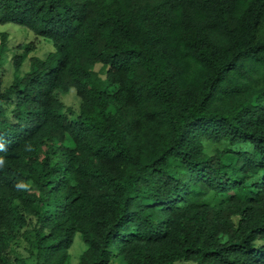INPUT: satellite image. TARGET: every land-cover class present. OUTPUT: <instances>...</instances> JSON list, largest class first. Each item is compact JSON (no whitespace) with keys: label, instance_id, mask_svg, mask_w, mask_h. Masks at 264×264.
Wrapping results in <instances>:
<instances>
[{"label":"trees","instance_id":"trees-1","mask_svg":"<svg viewBox=\"0 0 264 264\" xmlns=\"http://www.w3.org/2000/svg\"><path fill=\"white\" fill-rule=\"evenodd\" d=\"M8 23L56 51L0 76V264H71L77 233L79 264H264V0H0Z\"/></svg>","mask_w":264,"mask_h":264},{"label":"rangeland","instance_id":"rangeland-1","mask_svg":"<svg viewBox=\"0 0 264 264\" xmlns=\"http://www.w3.org/2000/svg\"><path fill=\"white\" fill-rule=\"evenodd\" d=\"M2 32H6L9 36V49L0 63V76L3 78L4 88H8L15 78L16 70L12 61L13 57L17 54H22L26 44L33 42L35 48L30 51L28 57L22 64L20 69L21 75L30 70V58L37 57L44 59L47 55L56 51V47L52 41L36 35L32 30L24 26L14 23L0 25V33ZM102 66L103 63L98 62L93 68L96 83L106 80L107 68ZM59 97L63 101L65 108L70 109L71 117L76 118L80 108V97L77 95L76 89L72 88L66 93H61L59 94ZM219 146V144L210 142L207 143L209 151ZM85 248L86 245L84 244L80 233H77L74 238V243L70 249L71 264H79V256Z\"/></svg>","mask_w":264,"mask_h":264}]
</instances>
